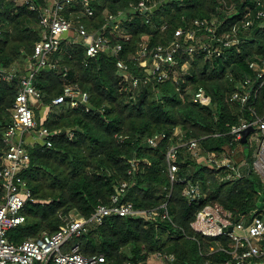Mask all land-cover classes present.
<instances>
[{"label":"trees","instance_id":"obj_1","mask_svg":"<svg viewBox=\"0 0 264 264\" xmlns=\"http://www.w3.org/2000/svg\"><path fill=\"white\" fill-rule=\"evenodd\" d=\"M30 1L34 9L18 0H0V67L17 63L24 69L42 36L39 14L50 0ZM139 1L90 0L91 16L84 13L80 0L64 8L66 17L80 20L90 33L102 32L106 25L103 35L110 47L89 56L84 40L69 32L60 49L49 55L55 66L36 73L40 101L51 106L44 121L37 111V120L62 132L52 136L51 146L40 142L26 145L30 162L21 175L32 199L22 211L25 221L10 228L7 237L18 245L43 232H56L71 221L73 212L90 217L98 204L111 203L115 186L125 181L123 199L142 212L109 215L102 224H91L86 233L71 238L66 248L78 244L82 254H103L109 264H148L149 256L158 251L174 255L168 264H223L231 257L228 235L205 236L191 223L206 204L220 203L234 220L247 224L264 203V179L253 167L251 134L242 143L231 133L234 125L264 115V81L250 67L251 61H264V16L257 17L258 10H264V0L261 5L257 0H165L148 12L134 8ZM110 14L116 15L114 23L108 20ZM248 19L254 22L245 29L243 23ZM195 20L215 30L211 33L204 26L197 33L199 41L185 44H194L198 52L181 50L174 64L176 73L159 81L144 66L133 64L132 73L148 81L132 86L121 80L113 46L121 43L119 56L130 61L143 36H149L151 49L170 42L178 28H195ZM235 32L239 44L225 47L214 38ZM201 40L211 49L221 46L220 51L208 55ZM186 62L189 67L183 71ZM247 77L252 79L248 88L251 99L244 104L232 101L231 94ZM68 84H78L86 91L88 102L76 107L69 100L53 104ZM199 87L207 98L195 102ZM19 88L18 77L0 82V162ZM67 130L74 132L72 137ZM155 135L160 137L153 146L147 140ZM192 138L198 140L199 153L204 155L233 156L236 147L243 146L246 163L242 175L227 177L232 173L227 167L199 163L186 143ZM174 145H179V167L172 181L167 152ZM188 182L200 186V194L192 201L184 194ZM4 195L5 189L0 188V203ZM164 205L170 218L163 217ZM46 264L54 263L49 260Z\"/></svg>","mask_w":264,"mask_h":264},{"label":"built area","instance_id":"obj_2","mask_svg":"<svg viewBox=\"0 0 264 264\" xmlns=\"http://www.w3.org/2000/svg\"><path fill=\"white\" fill-rule=\"evenodd\" d=\"M20 3L29 4L30 8L35 6L30 0H18ZM75 0H50L39 14V25L41 27V38L36 42L34 53L30 60L22 69L19 64L13 63L10 66L0 67V82L11 81L19 78L20 88L11 108L10 121L4 133L5 150L1 154L0 162V188L5 189L3 201L0 203V264H46L52 260L54 264H109L103 254H94L86 256L81 253L78 244H73L66 248L67 243L74 236H80L88 231L91 224H102L104 219L112 214L120 216L136 215L142 210L135 208L132 202L125 201L127 182H121L115 186L111 195V203L98 204L90 217L81 216L79 213L71 216V221L62 226L54 233L43 232L40 237L27 239L21 244H14L7 237L10 228L19 225L25 221L23 208L28 199H32L31 190L28 188L26 180L22 177L21 171L28 166L30 162V153L27 144L40 142L48 146L52 145L51 138L62 132L61 129L50 130L47 126L39 124L35 117L33 102L40 100L42 93L35 85L36 73L45 66H55V63L49 61V55L60 49L62 38L71 30L76 33V38H82L89 56H95L100 51L107 50L109 39L103 35L106 28L104 25L102 32L90 33L80 20H74L63 14L64 8ZM84 7V13L93 15L94 9L90 0H80ZM160 1L165 0H140L134 8L138 11L148 12L153 10ZM261 5V0H257ZM122 11L119 12V15ZM249 15V14H247ZM264 16V10L260 8L257 17ZM116 15L110 14L108 20L114 23ZM254 20L248 19L243 23V28L248 29ZM205 26L206 31L214 32L215 27L207 25L204 21L195 20V28H178L175 31L173 39L166 44H158L153 48H148L149 36H143L135 54L130 57V61L121 58L120 52L123 49L119 43L111 48L112 53L117 57L116 66L121 80L129 82L132 86H137L141 82H147L148 78L140 74H133L132 65L144 66L147 73L156 80L165 81L171 73H176L174 64L177 63L176 57L181 50L194 54L198 48L194 44L185 46L190 41H199L197 33ZM165 27V26H164ZM1 34V29H0ZM95 34L97 36L95 37ZM124 37H128L124 35ZM217 44L221 46H230L239 44L240 38L237 33H228L214 37ZM207 54L211 55L215 51H220L221 46L213 49L200 41ZM201 46V45H200ZM189 62L182 65V70L186 71ZM250 67L257 71V77L261 82L264 81V61L259 63L251 61ZM252 79L247 77L243 81L240 89L231 94L232 101H240L242 104L248 103L252 96L249 88ZM261 86V85H260ZM206 94L203 87H199L194 93L195 102L206 100ZM69 100L71 106L76 107L80 103L88 102V93L78 84H68L63 92L53 99V104L57 105ZM249 126H254L259 131V137H249V143L257 144V159L254 160L255 167L264 179V115L258 116L255 120L242 121L239 125H234L231 133L235 140H241L243 130ZM181 130H177L179 132ZM72 137L74 132L67 130ZM29 134L36 135L33 142L26 141ZM122 136H120L121 138ZM159 135L148 138L150 145H157ZM188 149L191 150L197 161L209 167L221 168L227 167L232 171L227 177L233 175L240 177L242 175V165L237 164L233 156L223 154L208 155L199 153V143L195 138L187 142ZM178 149L179 145L171 146L167 152V161L169 175L172 181L177 178L178 171ZM235 151V150H234ZM255 158V157H254ZM184 194L192 201L200 194V186L194 183H187ZM165 206V205H164ZM163 217H169L167 207ZM193 229L205 236L228 235L231 239L229 244V253L231 257L223 264H249L251 261L264 259V203L260 211L253 214L249 223L243 220L236 221L231 211L226 209L220 203H209L202 207L196 214L191 223ZM232 227V230H229ZM66 248V249H65ZM214 250V247L211 248ZM220 249H224L220 247ZM225 250V249H224ZM154 259V264H168V261L174 259L173 254L161 251L155 252L149 256ZM206 264H219L218 262L207 261Z\"/></svg>","mask_w":264,"mask_h":264},{"label":"rangeland","instance_id":"obj_3","mask_svg":"<svg viewBox=\"0 0 264 264\" xmlns=\"http://www.w3.org/2000/svg\"><path fill=\"white\" fill-rule=\"evenodd\" d=\"M70 32H73V30H71ZM251 135H253L254 137H259V131L255 130V131L251 132ZM253 136H250V137H253ZM250 146H251L252 151H253V157H255V159H257V152H256L257 151L256 150L257 144H253V143L251 144L250 143ZM243 149H244L243 146L238 145L236 147L234 153H233V156H234L233 159L239 165H242L246 162V158L243 155V151H244ZM254 169L258 174H260L259 171L255 167H254ZM260 176H261V174H260ZM154 262H155V260L153 258L150 260L148 259V264H154Z\"/></svg>","mask_w":264,"mask_h":264},{"label":"crops","instance_id":"obj_4","mask_svg":"<svg viewBox=\"0 0 264 264\" xmlns=\"http://www.w3.org/2000/svg\"><path fill=\"white\" fill-rule=\"evenodd\" d=\"M33 106H34V113H35L36 119H37V111H38L39 120L40 121H44L48 117V115L50 113L51 106L43 105L40 100H35L33 102ZM35 136L36 135L29 134V136L27 137L26 141H28L29 143L33 142L36 139ZM72 214L76 215L78 213L77 212H73ZM10 264H12V263H10Z\"/></svg>","mask_w":264,"mask_h":264},{"label":"water","instance_id":"obj_5","mask_svg":"<svg viewBox=\"0 0 264 264\" xmlns=\"http://www.w3.org/2000/svg\"><path fill=\"white\" fill-rule=\"evenodd\" d=\"M96 36H97V34H95V37ZM255 129L256 128L254 126H249L245 130H243V136L241 138V142L246 143L248 141V136L251 134V132L255 131ZM29 200H31V199H29ZM229 230H232V227H229ZM249 264H264V259L253 260Z\"/></svg>","mask_w":264,"mask_h":264}]
</instances>
